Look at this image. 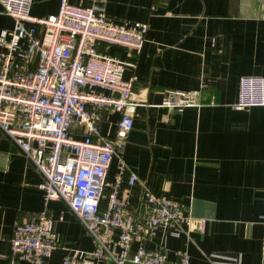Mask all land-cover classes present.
Segmentation results:
<instances>
[{
    "label": "crops",
    "instance_id": "0c3cea01",
    "mask_svg": "<svg viewBox=\"0 0 264 264\" xmlns=\"http://www.w3.org/2000/svg\"><path fill=\"white\" fill-rule=\"evenodd\" d=\"M69 1L94 7L111 23L147 24L138 53L100 44L136 62L123 73L135 75L133 126L107 181L114 179L120 157L138 177L129 185L124 176L120 195L135 203L146 187L178 200L190 215L182 230L158 228L144 245L162 243L169 259L186 248L190 264H264V105L232 106L241 75H264V0ZM58 4L33 0L31 13H55ZM12 25L13 18L0 12V30ZM166 88L198 89L200 105L161 106ZM118 120V111L103 110L100 132L114 135ZM41 181L40 171L0 129V264H30L11 259L10 238L17 220L42 211L59 241L44 264H60L68 251L92 249L91 236L65 201L45 200ZM86 257V264H114Z\"/></svg>",
    "mask_w": 264,
    "mask_h": 264
},
{
    "label": "built area",
    "instance_id": "2783aa9c",
    "mask_svg": "<svg viewBox=\"0 0 264 264\" xmlns=\"http://www.w3.org/2000/svg\"><path fill=\"white\" fill-rule=\"evenodd\" d=\"M32 3L0 0V12L13 18L11 29L0 30V129L40 171L45 200L63 199L91 236L88 253L68 251L60 264H86L87 255L114 264H190L186 248L169 259L162 243L156 248L143 243L158 228L182 230L190 220L182 204L146 187L135 203L120 195L124 176L129 185L138 179L120 157L114 179H106L133 126L135 75L123 73L136 62L107 53L100 44L138 53L147 24L111 23L94 7L69 0H59L55 13L37 16ZM198 95V89L166 88L160 105L198 106ZM254 105H264V75H241L232 106ZM110 108L119 113L114 135L99 129L103 110ZM259 222L264 227V211ZM58 243L52 219L42 211L15 222L9 255L44 264Z\"/></svg>",
    "mask_w": 264,
    "mask_h": 264
}]
</instances>
